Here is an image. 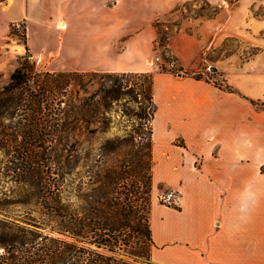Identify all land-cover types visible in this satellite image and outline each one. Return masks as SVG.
Here are the masks:
<instances>
[{"label":"crops","instance_id":"obj_1","mask_svg":"<svg viewBox=\"0 0 264 264\" xmlns=\"http://www.w3.org/2000/svg\"><path fill=\"white\" fill-rule=\"evenodd\" d=\"M176 1L0 0V46L23 20L27 45L48 60L46 69L153 70V152L158 138L168 163L159 178L155 165L153 173L178 199L152 202V260L264 264V14L245 17L249 8L237 4L229 15L223 8L190 19L169 39L188 72L160 71L152 20ZM230 34L256 50L212 64L208 55ZM209 68H219L232 90L208 78Z\"/></svg>","mask_w":264,"mask_h":264},{"label":"trees","instance_id":"obj_2","mask_svg":"<svg viewBox=\"0 0 264 264\" xmlns=\"http://www.w3.org/2000/svg\"><path fill=\"white\" fill-rule=\"evenodd\" d=\"M180 29L159 31L157 42L171 51L169 39ZM172 56L163 54L178 66L155 69L188 72ZM153 74L39 69L28 56L14 68L0 87V150L20 191L4 194L0 204L25 209L13 215L0 206V264H160L152 260ZM125 95L138 103L135 126L123 138H107L97 158L123 140L121 163L81 173L78 146Z\"/></svg>","mask_w":264,"mask_h":264},{"label":"rangeland","instance_id":"obj_3","mask_svg":"<svg viewBox=\"0 0 264 264\" xmlns=\"http://www.w3.org/2000/svg\"><path fill=\"white\" fill-rule=\"evenodd\" d=\"M259 0H218L214 2L212 0H177L175 4L163 13L158 14L153 20L152 24L157 29L156 38L154 41V66L167 65V66H178V62L171 58L169 62L165 61L163 54L170 57L172 52L167 50L166 47L160 45L157 42L158 33L172 34L177 30L178 23L182 25L194 17H205L206 15H211L214 17L221 9L225 8L226 14H230L231 10L236 7L237 4L243 5V7L249 8V13L245 14V17L249 15H263L264 6L258 4ZM10 36L7 37L3 44L0 46L2 57L0 58V87L6 84L10 80V75L14 68L24 60L26 56L30 58L31 61L36 63V67L39 69H46L47 59L45 57L40 61L35 58L34 55H30L31 49L27 45V29L25 23L23 27L19 29L16 33L12 31ZM160 31V32H159ZM177 33V32H176ZM247 37L250 35L248 32L245 34ZM248 39V38H247ZM247 39H242L237 37L235 34L228 35L224 44L216 49L212 54L208 55L211 58L212 64L216 65V60L219 58H224L228 54L242 50L241 57H249L252 55L256 47ZM156 55H160V59H156ZM202 75V73H200ZM206 76L217 83L224 84L223 72L218 68L217 70L208 69ZM138 103L131 100L128 95L121 98L119 102L114 104L113 109L110 112V120L106 122H96L93 123L92 127H97L98 130L94 132H88L86 140L78 146V153L80 155V161L77 165V169L81 173H87V169L90 166H95L98 168H106L110 166H115L121 163L125 151L128 149L125 141L122 140L120 147L116 152H108L107 155L101 161H97L100 158L99 152L102 151V145L106 143L107 138L114 136H119L120 138L125 137L129 131L133 129V118L136 116L134 111L138 109ZM107 119V118H106ZM148 124L151 122L148 121ZM154 162L157 166L159 173L155 174L157 178L168 169L167 159H165V154L162 151L161 146H159V140H155V153ZM86 155V157H84ZM8 155L4 150H0V197L5 196L4 194H18L19 186L13 178V173L10 171L11 167L7 163ZM173 165V164H172ZM171 167L173 168V166ZM154 174V173H153ZM153 175L154 184L152 190V201H160L162 203L177 204V194H174L173 189L166 183V181L160 178L158 180ZM1 212H8L10 214H18L22 212L25 208L24 206L11 204L9 202H4L0 204ZM152 216V211H151ZM155 216V215H154Z\"/></svg>","mask_w":264,"mask_h":264},{"label":"built area","instance_id":"obj_4","mask_svg":"<svg viewBox=\"0 0 264 264\" xmlns=\"http://www.w3.org/2000/svg\"><path fill=\"white\" fill-rule=\"evenodd\" d=\"M23 24H24L23 20H17V21L12 23V25L15 26L18 29H21L23 27ZM155 57H156V59H160L161 58L160 55H156Z\"/></svg>","mask_w":264,"mask_h":264},{"label":"bare ground","instance_id":"obj_5","mask_svg":"<svg viewBox=\"0 0 264 264\" xmlns=\"http://www.w3.org/2000/svg\"><path fill=\"white\" fill-rule=\"evenodd\" d=\"M62 27L64 26V22H61Z\"/></svg>","mask_w":264,"mask_h":264},{"label":"water","instance_id":"obj_6","mask_svg":"<svg viewBox=\"0 0 264 264\" xmlns=\"http://www.w3.org/2000/svg\"><path fill=\"white\" fill-rule=\"evenodd\" d=\"M33 53L32 52H30V55H32ZM215 69V68H214Z\"/></svg>","mask_w":264,"mask_h":264}]
</instances>
